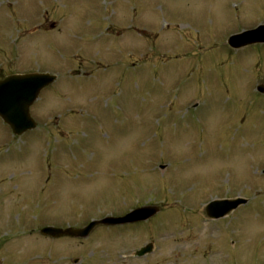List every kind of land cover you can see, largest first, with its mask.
<instances>
[{
  "label": "rangeland",
  "instance_id": "rangeland-1",
  "mask_svg": "<svg viewBox=\"0 0 264 264\" xmlns=\"http://www.w3.org/2000/svg\"><path fill=\"white\" fill-rule=\"evenodd\" d=\"M54 1L0 0V75L55 73L31 115L63 135L76 122L54 151L52 137L11 139L0 119V264H264V44L226 45L264 22V0ZM23 23L42 25L40 43ZM34 166L51 167L45 191ZM236 195L248 203L205 219L208 202ZM147 203L159 214L85 239L30 230Z\"/></svg>",
  "mask_w": 264,
  "mask_h": 264
},
{
  "label": "water",
  "instance_id": "water-1",
  "mask_svg": "<svg viewBox=\"0 0 264 264\" xmlns=\"http://www.w3.org/2000/svg\"><path fill=\"white\" fill-rule=\"evenodd\" d=\"M256 42H264V26L259 27L257 30L252 32L232 36L228 40L229 45L235 48ZM54 78V76L47 75H12L6 77L3 81H0V115L5 118L13 128H20L17 130V133H21L27 128L34 126L29 119L28 107L36 98L39 90L45 85L51 83ZM242 202L244 201L238 200L235 202H224L220 205V207L212 204L206 208V214L210 217L222 216L231 208ZM156 212L157 208L155 207H142L134 210L124 217H108L99 222H93L81 230L44 228L42 229V233L49 234L51 236L68 234L84 237L97 223L115 225L136 222L139 220H145L154 215ZM148 250L149 247H146L140 253H144Z\"/></svg>",
  "mask_w": 264,
  "mask_h": 264
}]
</instances>
